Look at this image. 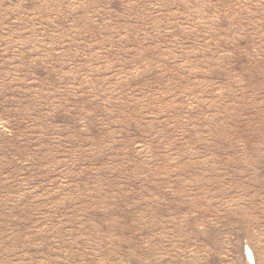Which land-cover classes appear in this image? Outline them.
<instances>
[{
	"label": "rangeland",
	"instance_id": "obj_1",
	"mask_svg": "<svg viewBox=\"0 0 264 264\" xmlns=\"http://www.w3.org/2000/svg\"><path fill=\"white\" fill-rule=\"evenodd\" d=\"M0 264H264V0H0Z\"/></svg>",
	"mask_w": 264,
	"mask_h": 264
}]
</instances>
